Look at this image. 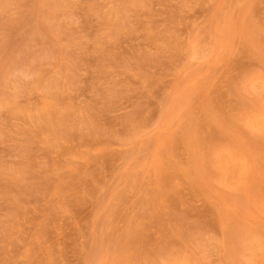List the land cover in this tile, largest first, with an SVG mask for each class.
I'll return each instance as SVG.
<instances>
[{"label":"rangeland","instance_id":"obj_1","mask_svg":"<svg viewBox=\"0 0 264 264\" xmlns=\"http://www.w3.org/2000/svg\"><path fill=\"white\" fill-rule=\"evenodd\" d=\"M0 264H264V0H0Z\"/></svg>","mask_w":264,"mask_h":264},{"label":"bare ground","instance_id":"obj_2","mask_svg":"<svg viewBox=\"0 0 264 264\" xmlns=\"http://www.w3.org/2000/svg\"><path fill=\"white\" fill-rule=\"evenodd\" d=\"M196 131V130H195ZM180 201H181V199H180ZM177 202H179L178 200H177ZM183 203V202H182ZM185 205V204H184Z\"/></svg>","mask_w":264,"mask_h":264}]
</instances>
